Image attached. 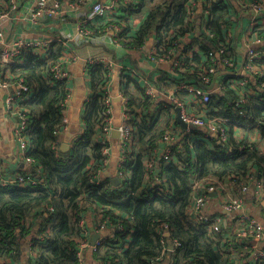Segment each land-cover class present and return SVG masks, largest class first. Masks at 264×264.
<instances>
[{"label":"trees","instance_id":"1","mask_svg":"<svg viewBox=\"0 0 264 264\" xmlns=\"http://www.w3.org/2000/svg\"><path fill=\"white\" fill-rule=\"evenodd\" d=\"M147 1H128L124 11H138ZM163 1L161 6L155 4L148 11L136 29L125 25L119 37L127 50H139L148 38H153L159 47L158 55H168L177 47L178 38L187 37L179 66L173 76L168 73L163 76L164 84L166 80H172V83L195 80L197 72L207 64L208 52L218 49L220 42L226 43L228 54L233 55L235 47H230V42H236L238 38L236 30L228 33L233 23L231 16L234 15V5L230 0H200L201 12L197 11V0ZM234 1L239 6L251 0ZM100 28L97 25L96 29ZM252 34L264 39V24L255 25ZM195 47L197 50H194ZM61 52L62 45L52 42L45 60L23 51L25 63L22 67L14 69V65H8L34 90L35 99L26 103L31 122L28 155L48 176L44 185L30 190L0 186V258L15 259L21 254L20 239L30 233V226L25 225L26 219L38 215L41 223L37 234L44 232L45 239L43 242L33 239L39 245L29 264H78L75 251L82 237L77 224L78 214L86 211L85 203L89 202L105 208L106 216L119 219L126 226L125 232L115 233L117 240L125 243L126 247L120 250L113 240H104L102 248L93 252L99 264H233V256L226 250L220 252L219 241L209 238L201 225L193 224L186 209L195 182L214 179L239 184L252 182L254 174V178L264 180V149H259L255 142L238 140L232 130L234 125L246 130L256 128L264 137V103L255 84L249 82L247 87H242L227 83L223 92H214L207 103L200 101L202 104L195 106L197 110L206 112L209 119L226 118L229 143L235 150L239 147L241 150L227 155V148L205 131L195 129L184 134L180 131L178 134L182 136L170 146V162L159 161L158 173L151 174L142 159L151 158L156 150L161 149L160 140L166 126H169L168 105L156 108L157 113L160 109L164 110L165 121L152 118L155 112L150 110L152 97L136 80L121 76L120 83L131 113L141 111L138 120L132 121L138 153L127 159L123 167L125 176L120 184L101 180L92 185L89 178L102 169L100 157L103 144L95 137L102 124L100 93L107 75L101 66L89 69L91 93L84 101L80 115L83 126L81 136L66 152L61 150L60 145L55 149L53 143L56 140L61 142V136L53 132L60 122V102L67 94L68 82L53 81L49 66ZM257 63L264 70V59ZM250 87L254 89V94L246 93L242 106L247 117H240L233 101ZM176 96L184 99L188 93L178 91ZM244 125L249 126L245 128ZM60 156H64L66 161H62ZM49 207L53 211H48ZM127 215L131 217L130 222L125 219ZM159 223L169 225L170 237L176 238L180 246L173 251L166 250L162 258L153 261L159 258L162 250L161 235L154 230ZM127 234L129 237H126ZM245 264H252V261Z\"/></svg>","mask_w":264,"mask_h":264},{"label":"built area","instance_id":"2","mask_svg":"<svg viewBox=\"0 0 264 264\" xmlns=\"http://www.w3.org/2000/svg\"><path fill=\"white\" fill-rule=\"evenodd\" d=\"M128 1L131 0H0V68L5 65H14V69L22 67L25 63L22 54L23 51L37 56L40 60H45L49 56L50 45L54 41L60 43L63 50V46H66L67 42L72 40V36L53 39L49 35L51 33L49 31L51 29L50 23L68 16L77 17L76 34L81 37H91L94 34L91 25H97L100 21L104 22L100 25L99 33L108 38L107 41L109 40L112 46L118 50H122L123 52L128 51L119 37L122 28L127 24L121 21L118 12L124 8L125 3ZM86 4L90 5L84 8ZM242 4L239 6L243 9H251L254 12V17L250 20L248 28L241 32L240 38L238 37L236 42H230V47H235V52L233 55H229V46L226 43L220 42L218 49L208 52L206 57L208 60L207 64L202 66L201 71L197 72L195 80L191 82L181 81L178 83H172V80H166L165 82L169 86L167 89L164 88V85L154 88L145 79L144 75L137 73L135 70L131 69L129 73L122 72L128 78L142 82L141 86H143L145 93L152 97V102L154 103V106H152L154 108L150 110L155 111L152 118L157 121L163 119L164 110L160 109L157 113L156 108L162 104L167 106L162 100L169 96L171 106L167 108V111L170 113L173 111L176 112L178 108L179 117L185 124L195 127V129L205 130L208 135H214L217 141L227 148V155L242 149L239 147L235 150L230 145L228 140L229 129L225 125L227 119L217 117L209 119L206 112L197 110L195 106L196 104H202L201 102L207 103L212 93L223 92L227 83L245 87L250 80L255 81L256 89L260 92L261 100L264 103V70L257 63L259 60L264 59V39L255 37L252 34L255 25L264 24L262 22L264 21V0H259V2L251 0L250 3ZM121 12L122 15L124 14L123 19L127 20L130 12L126 13L124 9ZM133 12H141V8L139 11ZM204 14L206 15L207 11ZM17 28H20L23 33H26V38L14 34ZM234 30L236 29L233 26H229L228 33L231 34ZM30 34H36V37L29 38L28 35ZM186 38V36L178 38L177 47L172 49L168 55H158L159 47L157 48L154 39L155 45L150 49L148 59L153 62H169V73L173 76L176 68L179 66L181 52L178 48L181 46V43H185ZM143 46L144 44L139 49L140 51L143 50ZM242 46L245 48V53L243 57L239 58L238 49ZM194 50H197V47ZM62 54L61 52L59 58L49 66V73L53 81H70L71 74L66 69L67 55ZM71 59H74V57ZM117 60L119 63H115L113 59L101 56L90 60V64L92 65H101L107 75V81L102 86L100 93L101 104L103 106L102 124L99 133L95 137V140L103 144L100 157L102 169L89 178V183L92 185H96L101 181L99 175L108 163L110 146L107 138L112 130L116 129L118 131L117 141L120 149V158L117 162V177L120 180L118 184L121 183V179L125 176L123 167L127 163V159L138 153V146L135 144L132 134V121L138 120L141 111L131 113L130 107L128 106V99L124 95L121 83L116 89L115 94L122 102L121 123L113 126L111 106L113 96L110 92V83L115 72V65L119 67V72L123 67L120 63V58H117ZM223 68L225 69L227 78L217 85L214 82V87L211 90H206L200 86V84L210 85L213 83L217 72ZM0 88L4 90L10 88V92L4 98V113L7 117L15 120L14 139L16 140L17 158L31 168H34V172H31V169L28 171L4 172V168L0 166V186H14L23 190H30L40 184L44 185V179L48 176L47 172L36 164L34 158L28 155V137L31 122L26 103L35 99L34 90L22 77H18V75L7 77L1 70ZM178 91H186L188 96L180 99L176 96V92ZM245 91L243 90L241 95L233 101L234 108L236 107V113L240 117H247V113L242 107L246 100V93L254 94V89L249 88L247 92ZM70 99L71 92L70 87H68L65 98L60 102L61 118L58 127L53 132L56 136H61L68 130L67 108L70 104ZM177 125L180 126L179 124ZM234 126L238 129L241 128L238 125ZM248 126L244 125L245 128ZM169 128V130L164 132L160 140L163 146L160 152L156 150L151 158L142 159L144 160L143 164L148 169V173L153 174L157 172V164L161 160L169 163L171 160L170 146L175 143L178 137L182 136V134L178 133L181 131L184 134L191 130L189 127L183 129L181 126V129H177L173 124H170ZM174 129H177L178 132L174 131ZM254 129L261 135L259 129ZM58 145L61 146V142L56 140L53 143V147L56 149ZM60 158L62 161H66L64 156H60ZM254 176L256 175L254 174L252 177L253 182L239 184L230 180L216 181L214 179H210L207 182H195L192 197L186 209V214L193 224L201 225L203 232L209 238L219 241L220 248L218 249L220 252L226 250L233 256V264H245L247 261H252V264H260L264 261V207L262 209V220H257L253 215L244 210L247 199H250V203L261 202L264 206V180L263 178H254ZM234 190L238 194H234ZM212 197L216 198L219 203V213H207L205 211V205ZM85 204L86 211L91 210V214L94 216L96 234H99L98 232L107 228H111L112 233L103 239H99L100 236H98L94 242L90 241V233L92 230H88L86 225L84 215L86 211L79 213L77 224L82 232V237L78 240L75 251L78 264L83 263V254L87 248H91L93 252L97 251L102 248L101 245L104 240H113V242H116V246H120V250L126 247L125 243H122L115 237L116 232H125L126 226L119 219L113 220L106 216L104 214L105 208L97 207L89 202ZM47 210L53 211L51 207ZM115 214L117 216L119 215L118 212H115ZM125 219L129 222L131 221V217L128 215L125 216ZM227 219L228 223L226 222ZM154 230L156 234L161 235L160 242L162 244L159 258L153 259V261H156L164 256L166 250L173 251L175 247L180 246V243L176 238L170 237L168 224H156ZM126 237H129V234ZM217 237L220 238L217 240ZM35 238L39 242H43L45 233L41 232ZM164 238H167V240ZM37 245H39L38 242L34 243V240H31L29 250L31 258L36 254ZM0 264L12 263H6L4 261Z\"/></svg>","mask_w":264,"mask_h":264},{"label":"crops","instance_id":"3","mask_svg":"<svg viewBox=\"0 0 264 264\" xmlns=\"http://www.w3.org/2000/svg\"><path fill=\"white\" fill-rule=\"evenodd\" d=\"M103 1V0H102ZM231 3L234 5V15L231 16V20L233 21L232 25L234 29L237 31V38L240 36L242 31H245L248 26L250 25V20L254 17V12L251 9H242L241 7L237 6L235 4L234 0H230ZM157 4L156 0H148L147 3H145V6L143 5L141 12H130L129 16H127V20L123 19L124 14L122 15L121 10H119L120 19L123 23H126L127 26L133 29H136L139 24L142 22L148 11ZM90 4H86L84 8L87 6L89 7ZM82 8V9H84ZM196 8L198 12H201V1L197 0L196 2ZM85 11V10H84ZM139 11V10H138ZM77 17H65L63 19L54 20L50 23L51 29L49 30L51 33H49L50 37L53 39H56L57 37L67 38L68 36H72V40L67 42V45L63 46L62 55L66 54V69L70 72V81L68 82V85L70 87L71 92V99L70 104L67 108V116H68V130L64 132L61 135V150L62 148L64 152L69 150L71 146L76 143L80 136L81 132L83 130V126L81 123L80 115L82 113L83 109V103L87 99L88 95L91 93V84L88 73H86V65L90 63L91 59H94L95 57H107L109 59H113L115 63H119L117 58H120V63L123 65L122 69L120 71L129 73V70L133 69L137 73L144 75L145 79H147L150 84L155 88L160 78H162L166 73H169L170 64L169 62H153L150 59H148V53L150 49L155 45L154 39L148 38L143 46V50L139 51H125L118 50L116 47L112 46V43L103 36L101 33H99V30L96 29L97 25H101L102 21L99 22L97 25H91L92 31L94 34L91 37H81L77 36L76 34V21ZM264 22V21H262ZM131 31V30H130ZM235 31V32H236ZM35 33V32H34ZM16 36H22L26 38V33H23L20 28H17L14 32ZM29 38L36 37V34H30L28 35ZM240 38V37H239ZM56 42V41H54ZM183 43H181V46H179L178 50L183 48ZM245 53V48L242 46L240 49H238V57H243ZM122 56V57H119ZM74 57V59H71ZM115 76H112V80L110 83V92L112 93V113H113V126H116L121 123V106L122 102L121 99L115 96L116 89L118 88L119 84V77L118 72L119 67L115 65ZM0 70L5 74L7 77H12L16 75V73L10 69L8 66L1 67ZM118 72V74H116ZM86 73V74H85ZM114 75V74H113ZM81 78V83L83 84V89L85 91L83 97L80 95V90L77 86V79ZM227 78V74L225 72V69L223 68L221 71L217 72V75L215 76V79L213 82H215V85H217L219 82ZM140 84L142 82L138 81ZM252 84H255L254 80H250ZM248 85V84H247ZM169 86H165L164 88L167 89ZM247 87V86H245ZM253 89L252 87H250ZM256 89V86H255ZM10 92V88L2 89L0 88V166L4 168V172H15V171H28L31 169L30 166L27 164L21 162L17 158V152H16V140L14 139V127H15V120L11 117H7L4 113V98L6 97V94ZM159 98H165V97H159ZM162 102H164L162 100ZM154 106V103H153ZM151 110H153V107ZM176 112H172L169 115L168 123L173 124L174 127L180 128L176 124ZM172 117V118H171ZM164 119V118H163ZM162 119V120H163ZM181 129V128H180ZM229 129V128H228ZM205 131L202 129H196ZM233 134L238 140L246 139L248 141H252L257 143L259 149H264V137H262L258 131L255 129L246 130L243 128H237L232 127ZM211 136V135H210ZM211 137H214L216 140L217 138L213 135ZM229 138V134H228ZM107 141L110 146V154H109V160L106 165V167L101 171L100 179L111 182V180L117 176V162L120 158V149L118 147V141L116 133L111 131ZM66 144V145H65ZM64 146V147H63ZM163 146H161V149ZM160 152V151H159ZM158 173V171L156 172ZM156 176V175H155ZM156 180V179H154ZM253 182V181H252ZM118 185V184H113ZM234 194H238L237 191L234 190ZM250 201V199H247ZM263 204L260 203H250L247 202L245 205L244 210L246 212H249L251 215H253L257 220H262V209ZM205 211L207 213H219L220 207L219 203L216 198H211L207 201L205 205ZM85 221L88 230H92L93 233H97L95 230V219L94 216L91 214V210H87L85 212ZM228 223V219L226 220ZM40 219L39 216L30 217L26 219L25 225L26 227L30 226V233H28L24 238L20 239V247H21V254L13 259V258H0V263H3L4 261L6 263H12V264H29L31 256H30V243L31 240H33L38 234V230L40 227ZM90 233V241L91 234ZM99 239H103L107 236H109L112 233L111 228H107L102 230L101 232H98ZM82 264H99L97 260L94 257L93 251L91 248H87L84 251L83 254V263ZM162 264H167L166 262Z\"/></svg>","mask_w":264,"mask_h":264},{"label":"rangeland","instance_id":"4","mask_svg":"<svg viewBox=\"0 0 264 264\" xmlns=\"http://www.w3.org/2000/svg\"><path fill=\"white\" fill-rule=\"evenodd\" d=\"M164 1L163 0H158V3L157 4H159L160 6L162 5V3H163ZM128 51H131V50H128ZM134 51H139V50H134ZM95 58H97V57H95ZM93 66H101V65H92V64H87L86 65V73H88V71H89V69L91 68V67H93ZM102 67V66H101ZM119 72V71H118ZM118 72L116 73V74H118ZM85 73V74H86ZM113 76H115V73H114V75ZM121 76H127V75H125L124 73H122V71H120V73L118 74V77H119V84H118V86L120 85V77ZM145 77V76H144ZM81 78L79 77L78 79H77V86H78V88H79V90H80V95H81V97H83V95H84V93H85V91H84V89H83V84L81 83ZM112 80V79H111ZM162 80H163V77L162 78H160L159 79V81H158V83H157V85L156 86H162V85H165V86H167L166 85V83L167 82H165V84L162 82ZM67 82H69V81H67ZM137 82V81H136ZM138 84H140L139 82H137ZM212 84V83H211ZM140 85H142V84H140ZM155 86V87H156ZM68 87H69V85H68ZM143 87V86H142ZM214 87V86H213ZM115 94H116V92H115ZM167 105H168V108H170V106H169V104H170V99H169V96H167V98L166 99H164L163 100ZM168 110V109H167ZM166 119H163V121H165ZM170 128H169V126L167 125L166 126V131L167 130H169ZM177 129H179V128H177ZM177 129H174V131H177ZM178 132V131H177ZM117 177V176H116Z\"/></svg>","mask_w":264,"mask_h":264},{"label":"water","instance_id":"5","mask_svg":"<svg viewBox=\"0 0 264 264\" xmlns=\"http://www.w3.org/2000/svg\"><path fill=\"white\" fill-rule=\"evenodd\" d=\"M200 86H201L202 88L206 89V90H211V89L213 88V86H214V82H213L212 84H210V85H202V84H200ZM176 121H177V124H179L183 129L189 127L191 130H195V127L188 126L187 124H185V123L180 119L178 108L176 109ZM116 126H117V125H116ZM112 131L115 132V133H116V136L118 137V131H117L116 129H114V130H112ZM65 145H66V144H65ZM61 147H62V145H61ZM63 147H64V146H63ZM62 150H64V149L62 148ZM255 175H256V174H255ZM111 182H112L113 184H118V183L120 182V180H119L118 177L115 176V177L111 180ZM212 195H214V193H212ZM247 202H249V200H247ZM98 236H99L98 234L93 233V234L91 235L92 242H94L95 239L98 238Z\"/></svg>","mask_w":264,"mask_h":264}]
</instances>
